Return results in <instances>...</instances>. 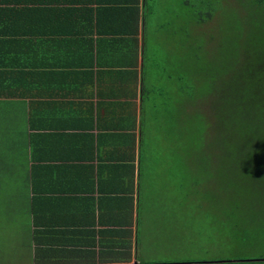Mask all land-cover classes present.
I'll list each match as a JSON object with an SVG mask.
<instances>
[{"label":"crops","instance_id":"obj_1","mask_svg":"<svg viewBox=\"0 0 264 264\" xmlns=\"http://www.w3.org/2000/svg\"><path fill=\"white\" fill-rule=\"evenodd\" d=\"M152 5L0 0V171L19 178L5 218L26 212L28 264L150 263L153 207L184 192V106L147 69Z\"/></svg>","mask_w":264,"mask_h":264},{"label":"rangeland","instance_id":"obj_2","mask_svg":"<svg viewBox=\"0 0 264 264\" xmlns=\"http://www.w3.org/2000/svg\"><path fill=\"white\" fill-rule=\"evenodd\" d=\"M173 3L175 8L171 7ZM191 4H196V8ZM152 7L147 69L152 87L167 89L164 85L168 84L170 96H177L184 106V192L179 186L178 202H162L153 207L165 225L160 226V241L154 240L159 248L153 250L155 244L148 241V254L145 245L139 261L264 264V161H243L248 155L240 158L239 152L231 151L242 139L237 129L227 127L225 119L229 112H220L214 120V114H218L214 108L218 102L220 106L224 104L227 93L220 94L222 99L214 104L216 65L228 60L219 52L216 42L219 38L231 39L236 30L237 36H241V26L238 22L235 31L232 29L235 19L226 8L207 19L205 14L209 12L201 10L195 0H153ZM156 93L157 90L155 96ZM156 99L159 104L161 100ZM152 110L149 106L147 114L154 120L159 115ZM255 142L254 151H264L262 139ZM1 154L0 142V160ZM1 174L0 171V264H28L31 241L25 225L27 214L11 209V218H5L9 212L8 195L11 199L17 195L8 193L9 189L19 178ZM166 193L168 190L160 195Z\"/></svg>","mask_w":264,"mask_h":264},{"label":"trees","instance_id":"obj_3","mask_svg":"<svg viewBox=\"0 0 264 264\" xmlns=\"http://www.w3.org/2000/svg\"><path fill=\"white\" fill-rule=\"evenodd\" d=\"M195 1L201 10L209 12L205 14L207 19H211L216 11L219 14L226 8L235 19L232 29L235 31L238 22L241 26V36H237L239 30H236V35L231 39L219 38L216 42L220 46L219 52L228 60L216 65L214 104L219 101L218 98L222 99L224 91L227 93L224 104L220 106L218 102L214 108L218 113L214 114V120L220 117V112H229L225 119L227 127L231 125L237 129L236 133L242 139L233 145L231 151L239 152L240 158L248 155L242 158L243 161L263 162L264 151L258 153L254 147L258 139L264 143V0ZM171 7L175 8L174 3ZM191 7L195 9L196 4H191ZM234 41L238 44H232Z\"/></svg>","mask_w":264,"mask_h":264}]
</instances>
